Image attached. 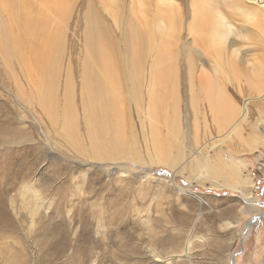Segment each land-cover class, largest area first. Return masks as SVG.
Listing matches in <instances>:
<instances>
[{
	"label": "rangeland",
	"instance_id": "1",
	"mask_svg": "<svg viewBox=\"0 0 264 264\" xmlns=\"http://www.w3.org/2000/svg\"><path fill=\"white\" fill-rule=\"evenodd\" d=\"M26 1L34 9H30L33 17L45 16L49 22L46 29L54 48L51 59L50 54L47 57L50 73L39 80L38 70L25 63L27 50L9 58L0 49V195L6 199L4 210L12 223L11 231H0V264H72L76 255L81 264H231V260L232 264H258L264 254V216L256 219L264 212L259 204L264 202V99L259 106L247 101V122L217 144L216 127L210 120L207 126L202 121V104L201 109L198 104L193 108L182 104L178 110L170 107L168 119H149L143 107H136L131 88L122 89L115 81L116 56L125 47L128 72L134 73L138 48L146 67L154 49H160L168 52L170 71L178 72L185 82L191 0H142L140 4L90 0L102 23L113 31L115 52L96 41L93 51L84 46L87 29L82 26L81 0L73 4L67 24L57 22L59 12L48 10L47 0ZM255 1L253 6L261 2L259 6H264V0ZM224 6L220 7L226 11ZM52 16L55 27L49 20ZM125 22L142 33L139 43L127 40L134 33L124 32ZM232 23L239 27L241 18L235 16ZM252 36L247 41L229 36L241 55L235 66L217 71L210 84L214 91L228 94V106L244 111L246 99L260 93L264 98L263 87L258 88L264 82V46L258 38L264 36ZM89 57L93 66L101 68L116 99V115L108 124L109 144L118 153L115 158L105 148L93 149L86 134L79 86L82 65ZM210 65L205 60V68ZM183 84L182 94L187 87ZM183 98L189 99L188 91ZM249 139L252 150L245 143ZM105 152L104 160L94 158ZM212 166L221 174L213 176ZM23 186L32 187L43 202L36 218L21 210ZM9 198L22 214L19 224ZM154 254L162 257L160 261ZM167 256L173 259L167 261Z\"/></svg>",
	"mask_w": 264,
	"mask_h": 264
},
{
	"label": "bare ground",
	"instance_id": "2",
	"mask_svg": "<svg viewBox=\"0 0 264 264\" xmlns=\"http://www.w3.org/2000/svg\"><path fill=\"white\" fill-rule=\"evenodd\" d=\"M76 1L77 0H55L54 2L53 0H47L45 5L50 3L51 5H49L48 10L53 13L55 11L59 12L57 16V22L61 24H67L71 19L73 4ZM252 1L254 2L255 0H191L193 17L189 26L191 41L187 42L185 46L186 59L184 58V60L187 62V74L185 77V82L181 81L178 72L170 71L167 64L168 52L161 51L160 49H154L155 53L151 57L150 62L146 67V63L142 59V52L138 48L136 59L132 65L134 73L128 72V63L126 62L128 59L127 56H125L127 49L125 47H122L121 49L119 45L118 48L120 47V53L119 56L115 55L116 62L114 63V71L117 73L115 78L116 83H118L119 87L122 89H127L128 87L131 88L136 107L139 109L143 107L145 111L144 114L149 117V119L157 117L168 119L167 110L170 107H175L174 109L178 110V107L182 104H188V107L191 108L198 104V108H200V105L202 104L203 108H200L202 121L205 125L208 123V120L214 124L217 133L219 134L217 144H221L224 139H227L239 127H241L242 124L247 122L250 113L248 102H255L256 106H259L264 102H262L264 99L261 96L262 94L260 93V95L257 93L259 95H257V97L246 100L244 99L246 105V111H244L242 108H234V105L231 103L230 106H228V94L224 95L222 92L219 91V93L217 90L214 91L212 88H210V84H212L215 78L219 75L217 74V71L221 73L232 65L235 66L236 60L241 55V49L239 47H234L236 42L231 41L229 36L232 35L234 38H236L235 40L239 41H247L248 37L252 35V37H255V34L257 33L259 37L264 36V6H262L263 4L259 6L262 2L260 4L257 2L258 5L253 6ZM260 1L261 0H259V2ZM136 2L140 4L142 0H136ZM221 4L226 6H224L226 11L220 7ZM30 7L32 6L29 5L26 0H0V49L2 50L3 54L7 55L9 58L12 56H16L17 58L18 55L25 54V51L27 50L28 57L25 59V63L30 69L38 70L39 75L37 79L39 80L42 78V76H48L50 73V71H46L51 62V60H48L47 57H49L50 54L51 59L52 50L54 48V46L52 47L53 36L50 34L49 29H46L49 22L47 23L45 16L41 19L33 17L30 12V9L33 8ZM82 9L84 12L81 19L83 22L82 26L87 29V34H85L83 40L84 46L93 51L95 49L96 41L98 43H102V45L105 46L109 51L115 52L114 49H117V45L111 42V40H114L110 37L112 36L113 31H111L106 24L102 23V20L99 17L100 14L97 15V12L92 6L90 0H81L80 10L82 11ZM235 16L241 18L243 24H241L242 27H240L241 25L239 27L233 25L232 18ZM52 17L53 18H49V20L55 27V16ZM120 24L121 23H118L117 26H121ZM124 24L126 25L123 27L124 32L130 34L131 30L134 33L130 34L131 36L127 40L136 41L139 43L142 33L135 28V25L126 22ZM105 37L107 38L106 43L104 41ZM258 41L262 46H264V39L258 38ZM24 45L28 46V48H22ZM97 47L98 53H100L101 45L98 44ZM261 51L263 53L262 49ZM101 57L102 54L100 53L97 58L101 59ZM89 59L91 60L90 57L85 59L82 65L79 86L82 116L83 122L86 125V134L89 142L92 144L93 149H97V147L105 148L110 154L109 157L115 158L117 157L118 153L114 152L113 144H109L111 140L109 139L108 124L110 119L116 115V112L113 108V105L116 103V99L111 95V91L109 86L106 84L107 81L101 72V68L99 66H93ZM205 60L209 61L211 64L209 69L205 68ZM256 68H258L257 65H255L254 69ZM146 69L147 71L145 72ZM253 74L258 73L256 72ZM28 80L30 81L31 79L28 78ZM35 82H37V80H35ZM183 83H186L187 86L184 88V94H182L184 85ZM67 87L68 86H66V88ZM262 87L263 89L261 91L264 94L263 81L258 84L259 89ZM251 89L254 88L251 87ZM187 91L189 93V99L185 101L183 96L185 93H187ZM64 92L66 93L67 89ZM201 93L203 94L202 97L200 95ZM230 97L231 96H229V98ZM200 99L202 102L199 104V101H201ZM197 111V113H199V109H197ZM207 112L210 118L207 116ZM70 120L68 119V121ZM253 138L254 136H251L250 139L253 140ZM250 139L249 141L245 140V143L246 145L250 144L248 145V149L252 150L255 147L251 145ZM76 141V148L79 150L81 149V140L79 139ZM89 148L92 149L91 145H89ZM108 153L105 152V155H100L99 157L94 155V158L104 160L107 158H104V156H106ZM173 161L171 164L174 163ZM210 171L213 176L221 174L220 170H217V168L214 166L211 167ZM234 177V180L238 179L237 173L234 174ZM19 196L21 210L23 212L25 211L30 218H33L34 215H37L39 210L43 207V202H41L39 199L40 195L30 186L28 188L23 186L22 192H20ZM9 203L12 208V212L16 215L17 224H19L21 219H23L21 217L22 214L20 215V212H17L15 209L13 198H9ZM259 204H261L264 208V202H259ZM5 206L6 199L4 195H0L1 232H4L6 229L7 231H11L10 229L12 228V223H10L11 221L9 216L5 212L6 209L4 210ZM260 215H264V212L260 213L257 217ZM34 218L36 217L34 216ZM252 224L249 225V223H247L245 225V230L247 231L246 227L248 228ZM30 226H32V220L30 221ZM30 232L31 229L28 228V233ZM190 245L191 244L188 241L186 250L189 249ZM154 257H157V261H160L159 259L162 258L156 254H154ZM167 257L170 258H165V260L169 261L173 259L174 255L173 257ZM177 257L180 256H175V258ZM5 264L9 263L6 261ZM72 264H81V260L77 255L75 256ZM258 264H264V254L260 258Z\"/></svg>",
	"mask_w": 264,
	"mask_h": 264
},
{
	"label": "water",
	"instance_id": "3",
	"mask_svg": "<svg viewBox=\"0 0 264 264\" xmlns=\"http://www.w3.org/2000/svg\"><path fill=\"white\" fill-rule=\"evenodd\" d=\"M154 172H155V173H158L157 171H154ZM262 216H264V215H260V216L257 217L256 219H259V218L262 217ZM248 223H249V225L252 224V223H253V220L249 221ZM246 229H247V227H246ZM232 261H233V260H231V264H232Z\"/></svg>",
	"mask_w": 264,
	"mask_h": 264
}]
</instances>
